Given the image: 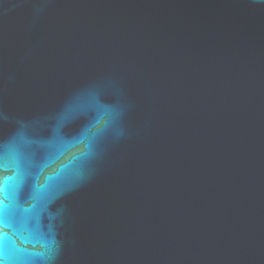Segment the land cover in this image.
Wrapping results in <instances>:
<instances>
[{
  "label": "water",
  "instance_id": "water-1",
  "mask_svg": "<svg viewBox=\"0 0 264 264\" xmlns=\"http://www.w3.org/2000/svg\"><path fill=\"white\" fill-rule=\"evenodd\" d=\"M13 139L16 264H264V2L0 0Z\"/></svg>",
  "mask_w": 264,
  "mask_h": 264
},
{
  "label": "snow or ice",
  "instance_id": "snow-or-ice-1",
  "mask_svg": "<svg viewBox=\"0 0 264 264\" xmlns=\"http://www.w3.org/2000/svg\"><path fill=\"white\" fill-rule=\"evenodd\" d=\"M264 2V0H261ZM3 157L5 160L11 159L16 167V176L0 178V220L6 216H17L30 211L21 207L18 203L6 202L9 198V185L13 181L17 182V186L21 181L18 180L20 176L21 164H22V153L20 145L15 139L10 141L7 145L3 146ZM3 237L0 236V264H16L15 261L6 259L4 246L2 243Z\"/></svg>",
  "mask_w": 264,
  "mask_h": 264
}]
</instances>
